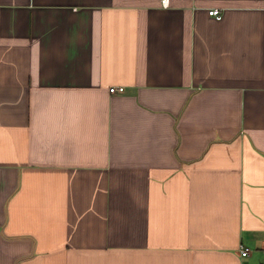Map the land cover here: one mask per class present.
<instances>
[{"label":"crops","instance_id":"crops-1","mask_svg":"<svg viewBox=\"0 0 264 264\" xmlns=\"http://www.w3.org/2000/svg\"><path fill=\"white\" fill-rule=\"evenodd\" d=\"M0 264H264V0H0Z\"/></svg>","mask_w":264,"mask_h":264},{"label":"built area","instance_id":"built-area-1","mask_svg":"<svg viewBox=\"0 0 264 264\" xmlns=\"http://www.w3.org/2000/svg\"><path fill=\"white\" fill-rule=\"evenodd\" d=\"M162 3L166 5L167 0H162ZM207 12H208V14L213 15V16H215L217 18H219L221 16V11L218 8H216V7L209 8L207 10ZM123 90H124V86L123 85H118V86L112 85V86L109 87V91L110 92H117V91L121 92ZM249 251H250V248L248 246L240 245L239 253H240L241 256L248 255Z\"/></svg>","mask_w":264,"mask_h":264}]
</instances>
